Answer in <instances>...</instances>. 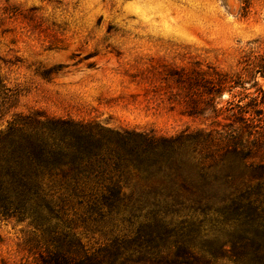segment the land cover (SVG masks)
<instances>
[{
    "label": "trees",
    "instance_id": "obj_1",
    "mask_svg": "<svg viewBox=\"0 0 264 264\" xmlns=\"http://www.w3.org/2000/svg\"><path fill=\"white\" fill-rule=\"evenodd\" d=\"M249 44L239 71L160 74L203 125L170 136L22 111L28 89L0 68V220L31 228L22 264H264V40ZM78 219L127 227L92 248Z\"/></svg>",
    "mask_w": 264,
    "mask_h": 264
},
{
    "label": "rangeland",
    "instance_id": "obj_2",
    "mask_svg": "<svg viewBox=\"0 0 264 264\" xmlns=\"http://www.w3.org/2000/svg\"><path fill=\"white\" fill-rule=\"evenodd\" d=\"M256 39L264 40V0H0V68L28 89L22 111L157 135L203 126L169 104L163 71L195 61L239 71ZM76 225L92 248L127 227L99 219ZM30 230L0 220V264L32 261L22 244Z\"/></svg>",
    "mask_w": 264,
    "mask_h": 264
},
{
    "label": "bare ground",
    "instance_id": "obj_3",
    "mask_svg": "<svg viewBox=\"0 0 264 264\" xmlns=\"http://www.w3.org/2000/svg\"><path fill=\"white\" fill-rule=\"evenodd\" d=\"M261 85H262V89L264 90V80L261 79Z\"/></svg>",
    "mask_w": 264,
    "mask_h": 264
},
{
    "label": "water",
    "instance_id": "obj_4",
    "mask_svg": "<svg viewBox=\"0 0 264 264\" xmlns=\"http://www.w3.org/2000/svg\"><path fill=\"white\" fill-rule=\"evenodd\" d=\"M264 80V79H263ZM262 91L264 92V90L262 89Z\"/></svg>",
    "mask_w": 264,
    "mask_h": 264
}]
</instances>
